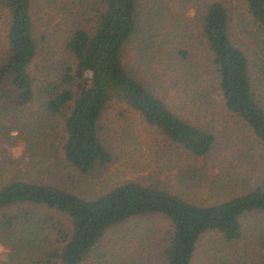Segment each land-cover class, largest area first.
<instances>
[{
    "label": "trees",
    "instance_id": "16d2710c",
    "mask_svg": "<svg viewBox=\"0 0 264 264\" xmlns=\"http://www.w3.org/2000/svg\"><path fill=\"white\" fill-rule=\"evenodd\" d=\"M232 1L146 0L144 21L152 19L142 50L132 43L140 32L139 0H0V143H6L7 152L12 147L19 154L8 158V171L0 164V244L7 249L8 261L88 264L100 256V241L108 230L132 218L155 217L166 225L146 229L151 234L146 236L147 253L138 258L142 264H192L205 236H212L208 261L216 250L230 252L223 256L216 251L212 264H264V228L254 227L245 235L242 222L248 214H264V94L253 86L247 47L231 38L232 9L241 14L236 25L246 27L242 20H247L246 31L264 37V0ZM36 5L39 21L44 5L50 6L42 31L33 18ZM186 10L193 12V23L180 21ZM174 18V25L167 24ZM173 27L183 37L193 35L208 60L210 78L192 95L201 97L203 106L219 105L246 127L261 166L257 182L212 202L199 201L190 186L204 185L213 163L210 156L220 145L215 134L169 108L128 56L134 51L150 63L149 56L172 48ZM250 38L258 48L257 33ZM261 42L264 45V39ZM176 53L182 58L188 54L183 49ZM256 70L264 80V63ZM213 92L219 104L210 97ZM115 103L138 114L173 145L179 164L166 150L160 158L169 159L167 166L176 168V180L188 183L186 190L127 180L88 195L65 185L68 177L99 176L111 163L103 124ZM249 148L244 149L246 155ZM233 149L240 152L239 146ZM232 159L230 153L223 156L228 164ZM19 165L25 168L21 173L15 170Z\"/></svg>",
    "mask_w": 264,
    "mask_h": 264
},
{
    "label": "rangeland",
    "instance_id": "374dc122",
    "mask_svg": "<svg viewBox=\"0 0 264 264\" xmlns=\"http://www.w3.org/2000/svg\"><path fill=\"white\" fill-rule=\"evenodd\" d=\"M139 1L140 8L138 9L136 24L140 32H136L132 43L134 46L136 45V49L143 50L142 42L145 39L149 40V36L145 35L146 25L149 24L152 18L144 21L147 17L149 3L144 4L146 0ZM34 2L38 3L39 0H34ZM232 3L237 4L234 0ZM49 9L50 6L44 5L42 18L39 21L38 5L34 6L33 18L37 21L38 31H42L47 26L45 21L51 13L48 14L46 11ZM183 11V8H181L179 15H182ZM240 15L239 12L232 9V16L235 17L231 23V38L235 40V44L242 43L247 47L249 57L250 59L252 58L250 74L256 78L253 86L264 94V80L259 79V76L255 74L257 64L264 63V45L261 44L264 37L263 34L258 32H247L246 27L250 25L247 20H242V23L247 24L246 27H241V24L236 25L239 23L237 21H239L238 16ZM191 16H193V12L186 10L180 21L192 22L189 19ZM175 20V18L173 21L169 20L167 24L172 26V24H175ZM55 22L56 20L51 24ZM164 31V29H159L161 33ZM173 32L176 36L174 42H172V48L149 56L151 58L150 63H145L141 56L138 55L137 57L134 55V51L129 53L128 56H132L137 61L144 76L150 80L154 92L165 100L169 108L195 124H202L215 134L216 142L220 145L218 150L216 149L210 156L213 163L210 162L212 167L205 174L204 185L202 187L190 186V193L199 201L212 202L216 199H221L222 196H226L229 190H236L242 185L245 186L246 184L257 182L261 175V166L253 151V147H251L253 142L246 127L240 124L236 118L229 117L222 112L219 105L211 103L213 105L211 107L203 106L201 97L197 99V97L193 96L201 90L202 86L207 84V80L210 78L208 60L204 57L206 53L198 40L193 38V35L190 39L188 37L189 34L183 37V33L177 34L174 27ZM2 33L3 23L0 17V41L2 40ZM254 33H257L258 48L253 47L250 38ZM178 49L185 50L188 53L187 57H180L176 53ZM210 97L219 104L220 98L216 93L213 92ZM119 112H122L123 115ZM103 126V132L107 137L111 153V163L99 176L90 177L86 180H79L76 176L64 177L66 186H72L76 191L85 192L84 194L88 195L97 194L127 180L139 182L147 180L166 184L177 191L187 189L188 183H181L174 178L176 168L167 166L169 159L179 164L176 161L177 156L174 153L173 145L161 139L152 127L140 119L138 114L131 110L128 111L123 105L115 103L108 109L107 119ZM11 133H15V131H11ZM232 141L234 144L231 147H227ZM3 144L6 143H0V161H2L0 164H3V170L8 171L7 167L9 164L6 163L8 158H18L19 154H15L12 151V147H9V152H7ZM236 146H239V153H236L233 149ZM248 147H250L248 149L250 154L246 155L244 149ZM164 150L169 154V159L160 158ZM225 153H230L233 156V162L230 164L223 161ZM235 166L240 168L235 169ZM24 169V166L20 165L15 168L18 173L23 172ZM202 179L203 177H201V181ZM242 222L243 229L246 230L245 235H247V231L254 227L256 230L260 227L264 228V214H248ZM165 225V220L155 217H152L151 220L132 218L108 230L100 241V256L88 264H126L129 259L132 260V264L144 263L142 259L139 261L138 258L143 257L148 251L146 236L150 238L151 233L146 229L152 226L154 229L159 230L158 228L160 227L165 228ZM250 238H252L253 243H258L254 236ZM209 239H212V236H205L202 242L200 241L192 264H212V259L215 258L217 250L215 254L210 253L214 256L208 261L207 242L210 241ZM240 244L241 241L237 246ZM0 249H3V251H0V264L16 263L15 257V260L8 261L7 249H4L1 244ZM225 249L230 250L231 248L227 247ZM114 252L115 254L111 257ZM231 252L234 251L231 250ZM217 253L224 256L230 252L222 249L217 251ZM243 254L242 250L237 252V257L242 263L245 261ZM217 260L219 261V259Z\"/></svg>",
    "mask_w": 264,
    "mask_h": 264
},
{
    "label": "clouds",
    "instance_id": "9594fccd",
    "mask_svg": "<svg viewBox=\"0 0 264 264\" xmlns=\"http://www.w3.org/2000/svg\"><path fill=\"white\" fill-rule=\"evenodd\" d=\"M11 135H12V136H15L16 133H11ZM14 152H15V150H14ZM0 251H3V249H0Z\"/></svg>",
    "mask_w": 264,
    "mask_h": 264
}]
</instances>
